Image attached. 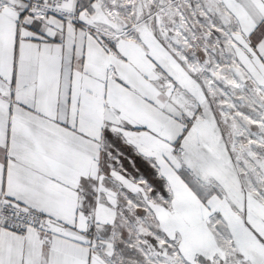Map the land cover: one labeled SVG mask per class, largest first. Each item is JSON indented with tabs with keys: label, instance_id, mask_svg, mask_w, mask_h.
I'll use <instances>...</instances> for the list:
<instances>
[{
	"label": "snow or ice",
	"instance_id": "snow-or-ice-1",
	"mask_svg": "<svg viewBox=\"0 0 264 264\" xmlns=\"http://www.w3.org/2000/svg\"><path fill=\"white\" fill-rule=\"evenodd\" d=\"M0 264H264V0H0Z\"/></svg>",
	"mask_w": 264,
	"mask_h": 264
}]
</instances>
